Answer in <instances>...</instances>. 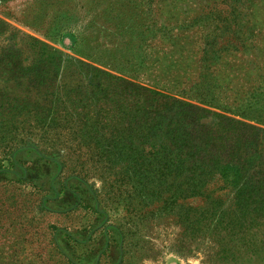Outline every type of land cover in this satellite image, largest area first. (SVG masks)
I'll return each instance as SVG.
<instances>
[{
	"label": "rangeland",
	"instance_id": "374dc122",
	"mask_svg": "<svg viewBox=\"0 0 264 264\" xmlns=\"http://www.w3.org/2000/svg\"><path fill=\"white\" fill-rule=\"evenodd\" d=\"M149 2L0 0V96H4L0 122L7 125L0 131V264H65L51 252V237L57 231L71 236L81 232L79 245L74 247L69 240L68 246L72 260L80 258L83 264H264V247L241 263L214 254L215 239L205 232L212 210L203 224H197L200 206L211 209L214 192L226 203L232 198L213 172L209 178L214 181L208 180L204 197L185 195L193 184L183 174L165 182L162 177L153 184L146 182L147 173L142 178L132 176L133 150L140 160L176 153L164 125L156 130L150 125L140 137L137 126L125 115L126 123L115 130L119 146L106 153L102 147L112 148L113 143L84 126L80 120L84 113L79 114L82 105L70 111L69 104L81 103L88 95L96 111L105 106L100 104L102 95L113 93L121 79L149 84L138 67L149 53L148 32L143 33ZM241 2L227 0L221 7L233 8ZM227 16L230 13L224 9L219 25L229 20ZM235 26L208 33L210 51L240 42L225 39ZM45 55L48 60L44 62ZM205 80L194 85L188 97H178L189 105L188 110L175 111L172 118L187 127L189 137L184 135L196 150L209 149V143H204L208 138L215 142L210 150L228 159L232 147L243 149L245 144L228 141L222 129L210 131L198 125L210 124L214 112L234 116L230 108L205 104L197 96H205ZM58 118L64 124L48 134L46 122ZM22 125L28 139L16 149L24 155L11 165L3 153L9 143L2 136L15 134ZM159 159L165 163V157ZM175 161L179 163L178 157ZM183 170L187 172L185 163ZM74 175L80 179H72ZM116 175L117 184L113 182ZM119 184L124 186L122 193ZM74 192L78 200L66 196ZM46 199L48 206L59 204V209L42 211L40 205ZM186 214L191 216L190 223L183 219Z\"/></svg>",
	"mask_w": 264,
	"mask_h": 264
},
{
	"label": "trees",
	"instance_id": "16d2710c",
	"mask_svg": "<svg viewBox=\"0 0 264 264\" xmlns=\"http://www.w3.org/2000/svg\"><path fill=\"white\" fill-rule=\"evenodd\" d=\"M149 1L146 17H143V33L148 32L149 53L138 66L147 75L149 84L121 79L117 87L114 86L116 89L112 88L113 93L102 95L105 97L100 99V104H106L105 106L100 105L96 111L92 107V96L88 95L81 103L69 104L72 106L70 111L76 112L78 104L82 105L79 114L84 113L80 119L84 126L96 129L98 136L109 138L113 143L112 148L102 147L106 153L115 152L119 146L120 139L115 136V130L126 123L123 117L125 115L137 126L140 137L145 136V129L150 125H153L152 130L164 125L171 143H175L176 153H159L149 160H140L141 156L134 154L138 151L133 150L129 162L130 168L134 169L132 176L142 178L147 173L150 178L146 182L153 184L162 177L165 182L167 178L183 174L193 184L189 190L184 191L185 195L204 197L207 195L205 187L208 180L214 181L209 178L213 172L218 177L221 188L231 192L232 198L226 203L220 194L216 195L214 192L213 198L210 197V200L213 199L211 209L205 204L200 206L202 213L197 224H203L206 213L212 210L211 221L205 232H211L215 239L217 250L214 254L241 263L255 255L258 247H264V129L257 125H264V0H242L239 6L233 8L230 5L221 7L227 0ZM224 9L230 13L227 16L229 20L219 25ZM137 10L139 8L134 13ZM213 21L216 24L214 26ZM233 23L236 25L235 30L225 39L232 37L240 42L225 44L226 46L210 51L208 33L217 34L220 30L230 29ZM139 31L140 34L141 30ZM213 45L216 47L217 41ZM47 60L48 56L44 58V62ZM203 79H207V85L204 86L206 94L197 96L205 104L230 108L229 112L234 116L214 112V119L210 124L198 122V125L203 129L207 127L210 131L222 129L226 132L228 141L234 139L238 144H245L243 149L232 147V156L228 159L221 158L216 150H210L215 142L208 138H205L204 143H209V149L205 147L201 151L196 150L190 144L193 141L186 139L189 135L187 127L172 118L175 111L184 113L188 110L189 105L178 97H188L194 85H201ZM98 83L101 85L103 79L99 78ZM121 84L125 86L121 87ZM120 88L121 93H118ZM3 97L0 96V107ZM46 117L43 116L42 119ZM60 121L58 118L46 122V132L49 134L53 130H59L64 124ZM4 124L5 122H0L1 132L7 126L4 127ZM24 126L15 134L2 136L9 143L3 153L5 160L11 165H15L24 155L23 151L16 149L23 139H28ZM36 154L40 155V152ZM158 157H165V163ZM177 157L179 163L175 161ZM184 163L187 172L183 170ZM22 172L24 176L23 169ZM125 176L128 177L127 174ZM117 178L116 175L114 183ZM72 179L80 178L74 175ZM119 185V192L122 193L124 186ZM220 191L222 192L221 189ZM66 196L79 199L75 192L67 193ZM152 198L155 200L153 196ZM47 202V199L41 202L42 211H48L49 207L54 212L59 209V204L48 206ZM190 217L189 214L185 215V223H190ZM79 235L81 232L71 236L67 231H57L51 237L52 255L58 257L61 263L83 264L80 258L72 260L73 254L68 246L69 240L73 246L79 245Z\"/></svg>",
	"mask_w": 264,
	"mask_h": 264
},
{
	"label": "water",
	"instance_id": "95a60500",
	"mask_svg": "<svg viewBox=\"0 0 264 264\" xmlns=\"http://www.w3.org/2000/svg\"><path fill=\"white\" fill-rule=\"evenodd\" d=\"M206 121V119H204Z\"/></svg>",
	"mask_w": 264,
	"mask_h": 264
}]
</instances>
